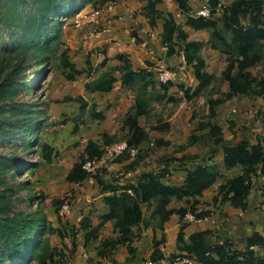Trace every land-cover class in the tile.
<instances>
[{"label": "rangeland", "instance_id": "1", "mask_svg": "<svg viewBox=\"0 0 264 264\" xmlns=\"http://www.w3.org/2000/svg\"><path fill=\"white\" fill-rule=\"evenodd\" d=\"M122 2L128 8L126 11L128 17L139 22L142 28V20L147 22L144 16L146 0H93L81 7L73 16L62 17L60 50H67L69 61L75 69L80 70V73H74L68 67L64 68L58 63V59L54 58L47 63H31L32 65L27 66L25 72L29 86L34 88L29 92H22L16 100L34 104L35 110L39 112L38 119L42 127L37 130L35 138L30 137L34 142L31 150H22L19 146L20 140L5 146L0 145V152L5 154L13 152L21 159L36 164L32 171L28 168L22 170V180L19 178L18 180L29 182L30 188L18 192L13 209L16 212H33L39 207L43 211L46 227L52 228L51 232L45 231L43 237L52 248L57 264H132L124 245L113 250L101 245L104 239L117 237L111 230L112 223H106L99 230L98 237L86 244L84 232L79 230V222L84 216L93 224H97L98 216L107 209L94 178L96 174L105 179L123 182L135 173L163 171L164 183L178 185L188 168H193L188 163L191 159H184L185 157L195 155L203 165L216 164L220 172L217 183L210 193L204 197L201 195V207L197 206L198 212L201 210L209 212L204 216L207 219L190 220L186 215L181 220L176 216L169 224L174 230L176 224L179 227L181 222L186 223L187 229L185 228L183 232L184 238L187 239L186 236L191 229L201 228V222L215 223L219 226L223 210L231 207L227 203H221L220 196L216 200L213 199L217 194L218 183L241 171L239 166L232 169L224 168L221 151L212 155L211 162L208 161L214 144L212 138L202 137L207 129H200L199 124L208 121L216 123L220 126L222 137L230 143L242 139L249 143L264 140V93L260 96L248 94L226 99L214 105L211 114L209 100L223 98L228 91L227 82L218 79L227 65V55L210 47L207 29L196 30L185 23L187 15L194 16L195 12L205 5L209 11L214 9L207 18L215 20L219 30L229 39L230 34L224 29L221 18L223 8L231 0H218L215 8L211 7L209 0H185L189 7L188 13L181 11L177 0H159L156 4L160 11V18L156 23L160 24L161 31L162 18L171 13L176 23L187 33L188 39L204 43L200 55L204 59L205 70L214 74L215 79L197 95H192L198 83L193 68L185 62L178 47L174 54L166 56V60L153 61L141 54L133 59L129 58L126 49L132 44L135 46L140 44L131 38L129 23L116 13L117 6H121ZM124 14L126 13H122ZM145 27L156 31L158 26L156 24L150 28L146 23ZM160 34L161 32L155 33L153 40L160 41ZM163 48L166 50L165 46ZM118 54H122L130 61L135 72L145 70L144 78L140 80L136 78L135 84L122 83V67L125 62L117 57ZM163 70L180 74L184 79L176 77L174 81L163 83L159 76ZM250 71L257 79L264 76L261 64L250 68ZM111 76L115 81L110 90L94 89L96 83ZM144 83L146 86L140 89V85ZM163 90L165 97L162 98L160 96ZM137 91L142 92L147 102V114L139 116L138 121L148 138L137 148L126 147L119 153L110 152L116 144L126 140L128 131L122 121L132 111ZM79 96L88 103L87 112L82 115L79 112L77 99ZM92 111L102 113L104 119L94 118L91 116ZM164 122L169 124L164 130L151 128ZM104 134L106 137H103ZM191 136H196L195 142L190 143ZM109 138L112 139L111 143H106ZM89 141L103 148L102 157L91 161L90 176L86 180L81 183L66 181L68 171L80 160ZM39 142H46L52 148L50 162L41 158L38 147L36 149ZM117 158L120 161H117ZM173 160L176 161L172 164ZM29 195L33 197L29 199ZM190 201L191 198L174 199L168 206L178 208ZM145 206L142 205L144 219L149 223L146 227L152 236L146 255L149 257L156 242L159 243L158 249L163 253L164 224L169 218L160 229L159 220L151 217V213L147 211L150 208L145 209ZM142 226L145 227V223L133 227V241L143 238L142 231L145 229L142 230ZM73 234L75 239L72 238ZM219 236L220 239L225 238L223 234ZM217 238L213 241L216 242ZM175 245L173 250L175 252L167 253V259L171 257L173 259L182 253L177 250V244ZM239 247L234 248L238 250ZM22 264H36V261L26 263L24 261ZM191 264L198 263L193 261Z\"/></svg>", "mask_w": 264, "mask_h": 264}, {"label": "trees", "instance_id": "2", "mask_svg": "<svg viewBox=\"0 0 264 264\" xmlns=\"http://www.w3.org/2000/svg\"><path fill=\"white\" fill-rule=\"evenodd\" d=\"M93 0H0V145L5 146L20 140L22 150H31L32 137L35 138L37 130L42 127L34 104L27 101L18 102L16 98L22 92H29L34 87L29 86L25 68L31 63L42 64L58 59L64 68L68 67L74 73L80 70L74 68L67 56V50H60L62 44L61 24L62 17L73 16L88 2ZM144 16L150 28L156 26L160 18V11L156 4L159 0H146ZM181 11L188 13L189 7L185 0H177ZM211 7L215 8L218 0H209ZM264 0H231L223 8L221 22L230 38L221 32L215 20L203 16H186V25L193 29H207L208 43L212 49L227 55V65L222 70L219 80L227 82L228 91L223 98L209 100L211 114L214 105L234 96L256 95L264 93V76L257 79L252 75L250 68L261 64L264 73ZM214 9L210 10L212 13ZM163 19L160 44L166 47V54L172 55L178 47L182 51L185 62L192 66L197 87L192 95L199 94L210 86L215 76L205 70L204 59L200 55L203 42L188 39L187 33L176 23L173 15L168 13ZM131 37L136 43H141L142 38L131 31ZM119 59L124 60L121 75L122 83L135 84L136 78L143 79L145 70L138 72L132 69L131 63L122 54ZM160 60H164L162 56ZM87 64L89 61H86ZM41 66V65H40ZM115 78L113 76L94 85L95 90L108 91L111 89ZM170 82V81H169ZM166 82V83H169ZM146 83L140 85L143 89ZM164 88L166 86L163 84ZM187 94L185 90V95ZM160 97H165L163 93ZM190 97V96H189ZM79 112H87L88 103L79 96ZM146 99L142 94L135 98L132 111L123 119V126L127 128L125 142L128 147L137 148L147 138V133L138 121L139 116L146 115ZM91 116L104 119L100 112H91ZM168 122L152 126L155 130H164ZM200 129H207L202 136L212 138L214 147L210 150L208 159L212 155L222 152V165L226 169L236 166L241 168L240 173L227 178L220 183L214 200L220 196L221 203L245 211L249 206V196L254 185L260 186V195L264 205V181L257 178L264 176V140L254 143L242 139L230 143L222 137L220 126L211 121L199 124ZM20 134V138L18 135ZM31 137V138H30ZM103 137H106L105 134ZM196 136L190 137V143L196 141ZM111 143L112 139H107ZM38 147V149H37ZM36 149L41 158L51 161L52 148L46 142H39ZM104 153L103 148L93 141L86 145L84 154L76 161L66 175V181L81 183L90 173L83 167L85 162L98 160ZM141 157V156H140ZM186 159H195V155ZM117 161H120L117 158ZM35 162H27L15 153L5 154L0 152V264H17L35 260L36 264H57L54 260L52 248L43 233L51 227H46V218L43 211L37 207L33 212L15 211L13 204L17 194L23 189H29L27 181H20L23 169L32 171ZM131 165L129 166V168ZM164 172L146 171L137 176L133 181L119 182L116 179H105L99 174L94 176L103 194V201L107 212L98 216V223L84 216L79 222V230L84 232L85 244L98 237L99 230L108 221L113 224L115 239H104L101 245L109 250L124 245L128 251L129 259L134 263L135 252L132 246L133 227L140 223H149L144 219L142 205L152 206L151 217L159 220L162 225L172 214L181 220L190 212L197 218L207 215L208 211H199V196L202 192L216 182L220 176L218 166L212 164L194 165V168L184 178L180 185L167 184L162 181ZM18 178L20 180H18ZM130 190V192H129ZM33 195H29L31 199ZM191 198V201L182 207L168 208L172 200ZM146 221V222H145ZM186 223H180L176 244L177 250L195 260L198 264H264V254L259 255L253 249L258 246L264 251V236L258 232L251 233L244 242V249L236 250L228 239L221 243L212 242V231H196L187 239L184 238ZM75 239V234L72 235ZM158 242L154 243L150 259L159 263L163 258L158 249ZM102 253V252H100ZM18 260V261H17ZM144 260L136 264H144Z\"/></svg>", "mask_w": 264, "mask_h": 264}, {"label": "crops", "instance_id": "3", "mask_svg": "<svg viewBox=\"0 0 264 264\" xmlns=\"http://www.w3.org/2000/svg\"><path fill=\"white\" fill-rule=\"evenodd\" d=\"M120 5L121 6H117L118 9H117L116 13H118L117 15H121L119 17H122L127 23H129L130 28H131L130 36H131V31L132 30H136V32L142 38V42L141 43H137V44H140V45H136L135 46L132 43H130L132 45H130L129 48L126 49V53L128 54L129 58L133 59V57H138V55L141 54L142 56H146L150 60L160 61V58L162 56L165 57V53L166 52H165L163 46L160 44L159 39H155L156 41L153 40V37H155L154 34L158 33V32H161L160 24L156 23L157 26H158L157 30L156 31H152L148 27H145V24L147 22L142 20L143 23L141 24V26H143V27L140 28L139 22H135L134 20H131L128 17V14L126 12L128 8L125 7V3L122 2ZM122 13H126V14L122 15ZM131 38L133 39V37H131ZM176 77H177V79H180V80L184 79L183 76H180V74L179 75L177 74ZM163 93H165L164 90H163L162 94ZM138 94H142V92L141 91H137V95ZM208 158H209V156H208ZM184 159H186V158H184ZM199 160L200 159L197 157L195 159H191L190 161H188V163L190 165H192L193 168H194L195 164H197V163L201 164V162ZM175 161L176 160H173L172 164L175 163ZM208 161L211 162L212 159H208ZM208 164H210V163H208ZM192 169L188 168V170L184 173L180 184L183 182L184 178L188 175V173H190L192 171ZM142 173L143 172L135 173L132 176L128 177L123 182L126 183L129 180L133 181L137 176L141 175ZM237 173H239V171ZM257 179H259L261 181H264V176L259 177ZM216 183H217V180H216V182L214 184H212L209 188L205 189L202 192L203 197L212 191V189L215 187ZM180 184H178V185H180ZM218 185H219V183H218ZM259 188H260L259 185H254L252 187L251 194H250L249 199H248L249 200L248 201L249 202V206H248V208L245 211H241L239 209H235V208H232V207L231 208L226 207L223 210V212H222L223 216H221V218H220L219 226H217V224H215V223L211 224L209 222H201V228L196 229V230L191 229L190 233L187 234L186 237L188 238V236L191 233L196 232V231L211 230L212 234H213L212 242H215L213 240L215 238H217V236L223 234L225 236V238L222 237L223 240L228 239L229 241L232 242V244H233L232 247L233 248L235 246L236 247L240 246L239 247L240 249H238V250H242V249H244L245 240L247 239V237L251 233L258 232V233H260L261 235L264 236V205L262 203L263 198L260 195V189ZM216 193H217V191H216ZM101 195H103V194H101ZM198 199L200 200V204H198V205H199V207H201V196H199ZM172 201H171V203H172ZM171 203H169V204H171ZM178 206H180V205H178ZM147 207L150 208V210H147V211L151 213L152 206H147L146 205L145 209H147ZM168 208H175V207H173L171 205V206H168ZM105 212H107V209L105 210ZM176 216H177L176 214H172L169 217V220L167 222H165V224H164V227H165L164 228V232H163V234H164V241H163L164 247L162 248V250H163L162 254H163L164 258L158 264H170V262L172 260V257L168 258V259L166 257H168L167 253L172 252L171 254H173L175 252V251L173 252V250H175L176 237H177V232H178L177 229L179 227H178V224H176V226L174 227V230H173L172 225L169 226V224H170V222L172 220H174L176 218ZM108 222H110V224L112 223L111 221H108ZM108 222H106V223H108ZM141 229L142 230L145 229V230L142 231L143 238L141 240H139V241H137V240L135 241L134 240L135 241V242L133 241L134 243L132 242V246L134 247V252H135L134 259H136L135 260L136 262H138L140 260H144V259L146 260L147 258L150 257V256L147 257L146 255H148V250H149V246H150V242H151V237L152 236H150V234L148 232L149 228H147L146 226L145 227L142 226ZM111 230L113 231V224H111ZM155 230L157 231L158 229L155 228ZM221 239H220V236H219V238L216 239L217 240L216 242L221 243L223 241ZM241 247H242V249H241ZM253 249L259 255L264 254L263 249L258 247V246H255ZM193 261L195 263H197L195 260H193ZM131 262H132V264H136V262L134 263L132 260H131Z\"/></svg>", "mask_w": 264, "mask_h": 264}, {"label": "built area", "instance_id": "4", "mask_svg": "<svg viewBox=\"0 0 264 264\" xmlns=\"http://www.w3.org/2000/svg\"><path fill=\"white\" fill-rule=\"evenodd\" d=\"M209 15H210L209 8L205 5H203L201 8H199L194 14L195 17H198V16L207 17ZM159 76H160V80L163 83H166L169 81H174L176 79V73L172 72V71L163 70ZM126 147L129 149H134L133 147H128L126 142H122L120 144H116L110 150V152L114 151L115 153H119L122 150H124ZM132 153H133V151H132ZM90 164H91V161H87V162H85V164L83 166L89 173H90V169H91V168H89ZM129 192H130V190H129ZM188 214H190V215H188ZM186 215L189 217L190 220H193V218L194 219H203V220L207 219V217L197 218V217H195V215L193 213H190V212H188ZM192 262H193V259L189 258L186 254H183V255H178L175 258H173L171 260L170 264H191ZM144 264H158V263L152 261L150 258H147L145 260Z\"/></svg>", "mask_w": 264, "mask_h": 264}, {"label": "water", "instance_id": "5", "mask_svg": "<svg viewBox=\"0 0 264 264\" xmlns=\"http://www.w3.org/2000/svg\"><path fill=\"white\" fill-rule=\"evenodd\" d=\"M166 56H167V54H166L165 57H164L165 60H166Z\"/></svg>", "mask_w": 264, "mask_h": 264}]
</instances>
